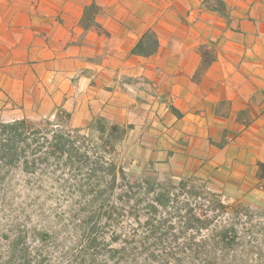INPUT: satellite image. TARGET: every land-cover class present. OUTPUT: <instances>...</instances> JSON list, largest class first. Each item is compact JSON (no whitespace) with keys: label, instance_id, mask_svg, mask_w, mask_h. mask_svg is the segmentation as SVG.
<instances>
[{"label":"crops","instance_id":"1","mask_svg":"<svg viewBox=\"0 0 264 264\" xmlns=\"http://www.w3.org/2000/svg\"><path fill=\"white\" fill-rule=\"evenodd\" d=\"M221 1L0 0V120L129 127L124 171L264 205V0Z\"/></svg>","mask_w":264,"mask_h":264},{"label":"rangeland","instance_id":"2","mask_svg":"<svg viewBox=\"0 0 264 264\" xmlns=\"http://www.w3.org/2000/svg\"><path fill=\"white\" fill-rule=\"evenodd\" d=\"M28 122L12 162L0 158V264H264V205L223 198L196 179L123 169L130 184L112 182L107 164L124 167L118 142ZM67 135L65 153L53 154L54 136ZM144 179L168 192L163 207L154 200L162 187H130Z\"/></svg>","mask_w":264,"mask_h":264},{"label":"trees","instance_id":"3","mask_svg":"<svg viewBox=\"0 0 264 264\" xmlns=\"http://www.w3.org/2000/svg\"><path fill=\"white\" fill-rule=\"evenodd\" d=\"M215 5L209 6L210 8L214 9L218 13L222 15H226V8L221 0H214ZM208 4V3H207ZM157 42L154 37V34L152 32L148 33L145 37V43L140 42L137 47L134 50V53H143L146 49L145 47H148L147 49H150L156 47ZM27 125L31 126L30 123L26 120H18L14 121L12 123H3L0 124V136H3L5 138L4 143L0 145L1 153L0 158L2 161L5 162H12L14 153H13V143L21 137L22 131L24 130V127ZM129 127H121L118 125L113 124H107L102 119H96L92 123L90 129L92 131L97 132L100 136V138L103 140L105 145L112 146L114 143L119 142V140L124 136L126 129ZM23 129L22 131H20ZM54 143L50 145V149L52 150V153L55 152L59 153H65V147L70 145V136H54ZM68 153V158L72 159L73 156L76 155V149H74L73 146H70L69 149L66 151ZM96 170H93L95 172ZM105 171L107 174L111 177V181L115 182L117 179H120L121 181L127 182L130 184L125 176V173L123 171V168H117V166L114 163L107 164ZM258 177L260 179H264V162H260L258 164ZM154 185H158L162 187L163 191V185L157 184L149 179H144L141 182H138L134 185H131L130 187L136 186L140 189H145L147 193L154 191ZM168 192L166 193V190H164L162 193H159L155 196V204L163 207L166 204V198L167 201L169 200ZM165 199V201H164ZM225 208V207H224ZM194 210H190L186 216H191V220H193L196 223H204V220L202 219L201 215H195ZM229 235L227 229H223L222 231V238L223 240H227V236ZM118 251V250H116ZM22 264H29L27 260H23Z\"/></svg>","mask_w":264,"mask_h":264}]
</instances>
